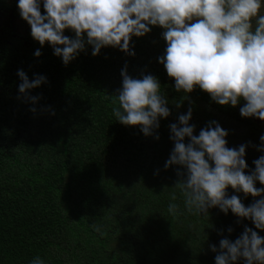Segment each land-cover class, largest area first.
<instances>
[{
    "label": "trees",
    "instance_id": "trees-1",
    "mask_svg": "<svg viewBox=\"0 0 264 264\" xmlns=\"http://www.w3.org/2000/svg\"><path fill=\"white\" fill-rule=\"evenodd\" d=\"M6 2L0 0V10L9 9L23 21L17 4ZM40 10L43 15L42 3ZM162 31L151 26L143 37H132L134 55L104 47L93 56L85 44L65 65L47 42L41 47L31 36L22 39L0 28V264H31L37 256L44 264H215L210 245L218 249L225 238L234 242L245 227L264 237V230L230 210L188 213L174 188L183 178L177 171L184 170L165 169L174 147L169 125L189 107L194 135L215 121L228 132L226 147L247 145L246 174L264 155L257 151L264 121L242 118L243 101L219 106L198 87L189 94L177 92L158 62L167 46ZM63 35L74 38L71 30ZM18 70L29 81L46 78L28 93L39 97L35 104L19 93ZM122 70L133 79H158L170 115L159 119L151 136L113 115ZM255 187L264 186L257 182ZM226 193L237 195L246 207L260 198L230 187ZM173 202L180 206L176 218L167 210Z\"/></svg>",
    "mask_w": 264,
    "mask_h": 264
},
{
    "label": "clouds",
    "instance_id": "clouds-1",
    "mask_svg": "<svg viewBox=\"0 0 264 264\" xmlns=\"http://www.w3.org/2000/svg\"><path fill=\"white\" fill-rule=\"evenodd\" d=\"M43 4L44 14L40 6ZM262 0H18L20 17L31 30V37L41 47L47 42L57 57L67 65L85 44L96 56L104 47L119 48L128 55L132 37H143L151 26H158L166 49L158 62L164 65L175 90L191 93L198 87L219 106L240 107L242 118L264 121V14ZM74 32V38L63 35ZM41 55L39 49L34 53ZM18 91L35 104L39 97L28 93L46 82L44 76L29 81L23 70ZM122 87L115 96L119 108L113 109L117 121L125 126H140L145 136L159 128V119L167 118L170 110L161 94L158 79L144 75L133 79L122 70ZM180 105L177 104V107ZM31 111L35 112V108ZM192 109L169 125L174 143L165 169L178 166L179 189L188 213L207 216L211 208L240 219H249L256 229L264 230V155L253 161L254 170L246 174L247 145L226 147L228 132L212 121L194 135L189 121ZM185 138L188 143H185ZM156 139H159L156 136ZM257 151L264 153V135L260 136ZM250 195L253 203L245 206L237 195L228 196L226 189ZM175 193L171 200L176 201ZM168 213L178 217L180 206L169 203ZM239 222V220H238ZM91 227L101 232L98 225ZM232 231L231 228L228 229ZM101 235H104L101 232ZM264 237L245 227L234 242L221 239L215 264H264ZM31 264H44L35 257Z\"/></svg>",
    "mask_w": 264,
    "mask_h": 264
},
{
    "label": "rangeland",
    "instance_id": "rangeland-1",
    "mask_svg": "<svg viewBox=\"0 0 264 264\" xmlns=\"http://www.w3.org/2000/svg\"><path fill=\"white\" fill-rule=\"evenodd\" d=\"M18 4L17 0H7L6 5H16ZM260 14H264V0H262V7ZM5 27L9 28L16 36L20 38H29L31 36L30 26L25 22L14 17L11 10H0V28ZM261 121V120H260ZM226 126L233 125L232 123H225ZM233 129H236V126H231Z\"/></svg>",
    "mask_w": 264,
    "mask_h": 264
}]
</instances>
